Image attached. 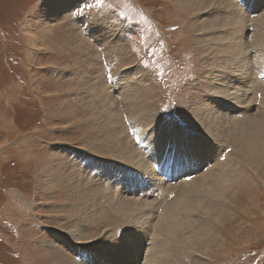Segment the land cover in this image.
<instances>
[{
  "label": "rangeland",
  "instance_id": "1",
  "mask_svg": "<svg viewBox=\"0 0 264 264\" xmlns=\"http://www.w3.org/2000/svg\"><path fill=\"white\" fill-rule=\"evenodd\" d=\"M77 1L51 17L48 4L54 0H0V264H41L46 241L58 247L60 264H87L90 259L86 254L95 259L91 264L104 259L107 264H119L111 259L119 257L112 251L113 241L121 244L122 235H132V228L123 226L110 211L112 203L100 197L95 196L97 208H91L99 209L92 213L94 222L82 231L88 241L82 237L83 245H68L67 232L77 230L72 221L85 199L67 192L65 185L70 179L64 176L76 177L79 187L82 183L89 189L102 184L109 189L115 188L112 177L110 182L104 181L112 168L116 180L118 177L125 187L132 188L131 174L136 170L120 166L124 162L118 155L126 141L130 147L134 145L138 130L133 123L139 118L145 95H151V114L161 124L172 123L183 129V135L212 141L210 132L203 129L205 107L201 103L212 110L215 105L207 95L211 101L222 98L214 89L210 91L212 78L205 67L213 62L218 65L215 76L236 70L220 66L214 57L231 60L220 48H228L233 41L229 26H215L212 33L200 25L205 21L212 27L225 17L213 3L190 8L181 0ZM89 22L104 28L108 43L91 37ZM249 27L250 23L245 35L248 42L252 40ZM219 77L214 81L221 90L234 92L233 84L230 87ZM119 83L139 88L140 97H127ZM207 86L209 89L204 88ZM247 98L251 102L256 94L248 93ZM259 103L256 101L255 108L252 103L249 113L236 108L232 118L243 121L248 114L244 119H255ZM240 110L243 112L236 114ZM210 147L214 153L216 149L224 151L222 166L234 177L230 180L235 185L229 199L235 196L238 209L225 213L231 222L207 235V246L189 247L177 241L169 249L170 259L173 264H264V171L246 165L229 144L221 148L212 141ZM45 165H51V171ZM101 165L107 170L99 173ZM198 171L202 172H189L193 173L190 177L196 176L187 183L199 177ZM47 180L53 183L51 189ZM183 184L169 190L173 194L166 205L175 200ZM140 187L136 190L139 197L145 193ZM94 199L88 202L94 203ZM242 205L249 206V211L241 209ZM195 216L202 218L201 214ZM155 217L159 218V212ZM154 235L144 239L148 247L147 252H141L144 256L149 254Z\"/></svg>",
  "mask_w": 264,
  "mask_h": 264
},
{
  "label": "bare ground",
  "instance_id": "2",
  "mask_svg": "<svg viewBox=\"0 0 264 264\" xmlns=\"http://www.w3.org/2000/svg\"><path fill=\"white\" fill-rule=\"evenodd\" d=\"M181 2L182 5L190 8L201 6L202 2L213 3L217 10L222 12L221 15L224 14L225 17L221 21L217 20L212 27L205 21L200 23V25L210 28L208 31L213 33L215 32V29H212L213 27L226 23L230 28V36L233 38L232 43L228 44V48H224V45L220 47L229 56H232L230 62L224 61L225 59L221 57L218 58V55L214 57L217 58L220 66L225 68L234 67L236 69L234 72L235 76L233 75L234 73H229L228 75L219 73L215 76L213 72L218 65L214 62L209 64L205 62L207 64L205 68L210 71L208 76L212 78L210 91L214 89L215 93L219 96L221 95L222 99L211 101L209 95H207L206 99L213 103V105L211 104L212 106L215 105V109L213 108L212 110L206 109L204 101L201 103V106L205 107L203 113L206 112V114L201 113V117H204L201 121L206 124L203 129L206 130L207 128L212 141L216 142L218 146L222 148L229 144L235 147L237 152L244 158L246 165L250 166V168L256 167L264 171V0H181ZM77 3H79L77 0H54V3L48 4L47 15L56 16L64 9L72 8ZM255 14L256 16H253ZM249 23L251 25L249 29L250 31L252 30L250 36L252 40L250 42L245 37ZM197 25L199 24L196 23L195 29L198 28ZM88 31L91 33L92 38L93 36L96 37V41L109 42V35L107 36L104 28L96 22L88 23ZM208 60H210V55L206 61ZM256 70L260 71L257 75L255 74ZM217 76H220L219 78L224 84L229 86L233 84L231 90L234 92L230 93L228 90H221V85L218 81L217 83L214 81ZM118 85L127 97H140L142 91L138 90L139 88L120 83ZM204 88L209 89L208 86ZM224 89H226L225 86ZM248 93L251 95L256 94V98L251 100V102L250 98H247ZM151 98V95L144 96L143 101H141L142 111L139 112V118L136 123H133L138 130L137 135L134 136L136 137L134 138L135 146L132 145L130 147L126 141L120 147V154L118 155L121 156V161L125 163H121L120 166L124 165L136 170L131 174L134 177V181L129 184H134L132 188L125 187L122 181L121 183L119 182L118 177L116 180L115 176H117V173L112 168L108 170L107 180L105 179L104 182H110L109 177H112L115 188L109 187V189H105L102 184H100L101 187L98 184H94L89 189L85 188L83 183L79 187L76 177L73 178L70 174L64 176L65 179L66 177L70 179V183L67 181L65 185L67 192L82 196L85 199L80 202L81 207L85 209L81 208L80 212H75L78 217L72 221V226L77 228V230L67 232L69 235L66 241H68L69 246L76 248L79 244L83 245L82 237L88 241L89 236H83L84 233L82 231L85 232L86 227L90 228V224L94 220L92 213L99 210L92 211L91 208L99 205L97 204L98 199H96L99 197L103 201L105 199L112 203L113 210L110 211L113 212H111L112 214L115 213L118 221L123 222V226L126 224L129 229L132 228L130 230L132 235H122L121 244L113 241L115 246H113L112 251L116 255L119 254V257H109V259H114L119 264H135L137 261L143 263L144 260L147 264H173L169 256V249L175 242L180 241L182 243L184 241V245H189V247L190 245L200 247L204 244L206 245V243L208 245L210 242L207 235L215 233L217 226H222L224 229L228 222H231L230 218L224 215L226 212L232 213V210L238 209V200L236 199L237 201L235 202V196L233 198V195L229 199L230 191L235 188V185H232V179L230 180V178L234 177L230 176L231 173H227V167L225 169L222 166L225 159V156L222 159V152L224 151L216 149V153H214V148L210 147L212 141L207 140L205 137L183 135V129L178 125L172 123L161 124L159 119L154 118V115L151 114L153 112L151 108L154 104ZM225 100L228 101L226 102ZM256 101H260L261 105L255 119L252 116L244 119L248 114L245 117L243 116V121L233 119L235 115L231 113L236 111V108L247 111V109L252 107V103L255 108ZM230 104L234 106H229ZM241 110L236 114L243 112ZM247 112L249 113V111ZM169 162H171V165ZM200 165H203V167ZM50 166L47 167L45 165L44 168L49 170ZM169 168H172V170L169 171ZM98 169L99 173L105 172L107 167L101 165ZM195 169L202 172L198 171V173L200 172L198 174L199 177L193 182L187 183L189 182L187 178L193 175V173L189 175V172ZM174 181L180 182L174 184ZM46 183L50 185V189L53 187V183L50 180H47ZM181 183L185 184L180 187L175 200L166 205L170 201L169 195L173 194L169 190ZM140 185L143 192H145L141 197H139L140 194L136 193V190L141 188ZM124 194H127L132 199ZM95 196L97 197L95 198ZM90 198H95V202H88ZM144 199L152 200L154 203L144 201ZM248 207L244 205L241 209L246 211L248 209L249 211ZM152 211H154L153 215L151 214ZM158 212L159 218L157 219L155 214ZM197 214H201L202 218L195 216ZM153 222L155 231L152 229ZM81 226H84L85 229L80 228ZM151 234L154 235V238L151 245H148L151 248L155 242L156 245L149 249V254L144 256L141 252L143 250L147 252L148 247L145 246V240ZM46 242L49 245L45 244V250L40 254L41 264H60L61 259L58 260L57 258L58 247L50 241ZM86 255L90 259L87 264H91L95 259H92L88 254ZM61 258L63 259L64 257ZM134 259L136 260L134 261ZM108 262L104 259L99 264H107Z\"/></svg>",
  "mask_w": 264,
  "mask_h": 264
}]
</instances>
